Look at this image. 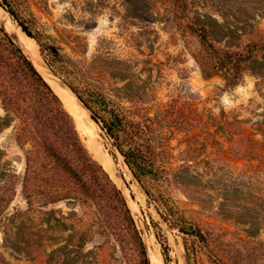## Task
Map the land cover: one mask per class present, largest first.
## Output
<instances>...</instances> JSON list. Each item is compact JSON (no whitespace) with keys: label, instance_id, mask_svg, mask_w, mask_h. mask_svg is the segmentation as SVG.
Returning a JSON list of instances; mask_svg holds the SVG:
<instances>
[{"label":"rangeland","instance_id":"rangeland-1","mask_svg":"<svg viewBox=\"0 0 264 264\" xmlns=\"http://www.w3.org/2000/svg\"><path fill=\"white\" fill-rule=\"evenodd\" d=\"M10 7L92 87L152 120L172 180L158 201L127 166L117 181L105 172L131 223L63 104L76 134L63 114L42 109L32 159L0 103V264H264V0Z\"/></svg>","mask_w":264,"mask_h":264},{"label":"trees","instance_id":"trees-1","mask_svg":"<svg viewBox=\"0 0 264 264\" xmlns=\"http://www.w3.org/2000/svg\"><path fill=\"white\" fill-rule=\"evenodd\" d=\"M12 18L18 23L21 30L32 38L39 46L40 53L48 62L52 72L64 74L65 86L76 96L82 105L89 111L91 119L102 131L110 154L113 157L120 155L134 178L144 188L148 195L158 201L163 200L167 186L171 184V172L165 161V147L157 144L152 136V120L147 116L136 117L129 108L121 105L105 92L92 87L84 78L72 71L66 60L62 59L57 48L49 44L46 36L40 32L33 33L27 25L10 7V0H0ZM0 103L5 112L4 124L9 126L17 122L16 140L20 143L29 142L31 148L26 152L28 158L38 157L39 139L32 132L36 114L42 109H51L57 114H63L71 124V131L76 134L72 118L66 114L62 102L52 88L43 79L32 62L22 51L11 36L0 26ZM55 66V71L51 67ZM222 65V64H221ZM229 71L235 70L238 65L230 62ZM223 66L225 64L223 63ZM221 66L222 68H224ZM102 174L112 193L132 223L126 203L119 191L109 180L104 169L89 160ZM154 188L157 195L151 194Z\"/></svg>","mask_w":264,"mask_h":264},{"label":"bare ground","instance_id":"bare-ground-1","mask_svg":"<svg viewBox=\"0 0 264 264\" xmlns=\"http://www.w3.org/2000/svg\"><path fill=\"white\" fill-rule=\"evenodd\" d=\"M0 26L16 41L27 55L43 79L52 88L54 93L61 100L64 108L73 118L76 129L80 134L85 147L93 159L104 169L108 176L117 181L116 171L119 166L123 167L128 173L126 165L120 161L114 163L108 153L105 151L101 140V132L96 124L89 118L88 112L78 103L75 97L57 80L43 64L37 44L28 38L9 18L8 14L0 8ZM104 139V138H103ZM119 172V171H118ZM121 172V171H120ZM119 172V173H120ZM130 174V173H129ZM120 177V176H119ZM156 248V247H155ZM154 253V252H153ZM156 253V252H155ZM155 255V254H154ZM152 254V257H154Z\"/></svg>","mask_w":264,"mask_h":264},{"label":"water","instance_id":"water-1","mask_svg":"<svg viewBox=\"0 0 264 264\" xmlns=\"http://www.w3.org/2000/svg\"><path fill=\"white\" fill-rule=\"evenodd\" d=\"M23 32V31H22ZM25 34V33H24ZM26 35V34H25ZM27 36V35H26ZM28 37V36H27ZM12 38V37H11ZM29 38V37H28ZM13 39V38H12ZM14 40V39H13ZM15 41V40H14ZM15 43H16V41H15ZM17 44V43H16ZM18 45V44H17ZM19 46V45H18ZM20 47V46H19ZM21 48V47H20ZM23 51V50H22ZM25 54V53H24ZM26 55V54H25ZM27 56V55H26ZM28 58V57H27ZM29 59V58H28ZM63 85V84H62ZM74 97H75V99L78 101V103L88 112V110L82 105V103L76 98V96L65 86V85H63ZM88 114H89V112H88ZM89 118H90V120L92 121V122H94L92 119H91V117L89 116ZM94 124H96L95 122H94ZM99 128V127H98ZM99 130H100V128H99ZM100 132L102 133V131L100 130ZM102 137L105 139V137H104V135H103V133H102Z\"/></svg>","mask_w":264,"mask_h":264}]
</instances>
